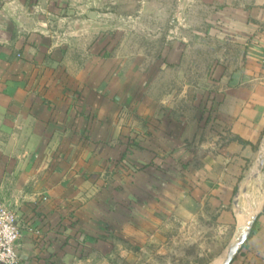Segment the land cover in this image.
I'll list each match as a JSON object with an SVG mask.
<instances>
[{"label":"crops","instance_id":"1","mask_svg":"<svg viewBox=\"0 0 264 264\" xmlns=\"http://www.w3.org/2000/svg\"><path fill=\"white\" fill-rule=\"evenodd\" d=\"M58 1L0 0V201L18 217L21 264H117L102 248L112 241L109 214L127 211L136 192L151 189L134 164L180 168L187 161L192 194L199 185L229 204L257 160L264 0H210L207 23L242 50L215 107L217 132L208 119L201 127L153 119L144 105L133 106L130 92L111 88L112 75L86 72V57L95 58L86 50L102 44L94 42L100 26L71 19L72 9L53 8ZM254 181L257 201L249 208L258 216L232 264H264V169ZM221 219L234 223L233 209Z\"/></svg>","mask_w":264,"mask_h":264},{"label":"rangeland","instance_id":"2","mask_svg":"<svg viewBox=\"0 0 264 264\" xmlns=\"http://www.w3.org/2000/svg\"><path fill=\"white\" fill-rule=\"evenodd\" d=\"M58 2L53 8L72 9L71 19L86 17L100 26L94 42L102 44L86 50V56L95 57H86V72L112 75L111 88L130 92L133 106L138 110L144 105L153 119L202 126L208 119L217 132L215 107L242 50L236 39L221 34L219 24L207 23L210 0ZM181 165L162 167L142 160L132 166L133 172L147 174L143 178L151 189L136 192L127 211L109 214L105 230L112 241L102 247L111 250L109 259L117 264H215L222 257L237 231L239 213L247 216L257 201L250 193L256 182L248 178L255 163L241 176L238 195L229 204L211 200L218 197L215 193L201 194L199 185L196 198L188 181H193L189 164ZM173 180L180 182L174 186ZM231 208L235 221L227 223L221 214Z\"/></svg>","mask_w":264,"mask_h":264},{"label":"water","instance_id":"3","mask_svg":"<svg viewBox=\"0 0 264 264\" xmlns=\"http://www.w3.org/2000/svg\"><path fill=\"white\" fill-rule=\"evenodd\" d=\"M264 169V143L260 145V151L258 158L255 162V170L252 172L249 178H252L253 180L258 177V175L263 171ZM258 216V210H252L249 212V214L246 216L242 212L239 213L238 217V227L237 231L222 255V257L215 263V264H232L236 256L239 254L243 246L248 241V238L253 230L255 221Z\"/></svg>","mask_w":264,"mask_h":264},{"label":"built area","instance_id":"4","mask_svg":"<svg viewBox=\"0 0 264 264\" xmlns=\"http://www.w3.org/2000/svg\"><path fill=\"white\" fill-rule=\"evenodd\" d=\"M17 215L0 201V264H20L17 244L21 236Z\"/></svg>","mask_w":264,"mask_h":264}]
</instances>
